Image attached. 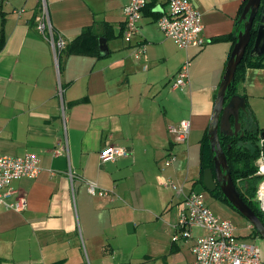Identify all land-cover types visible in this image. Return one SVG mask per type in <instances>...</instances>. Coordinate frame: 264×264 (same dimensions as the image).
Instances as JSON below:
<instances>
[{"label": "crops", "instance_id": "crops-1", "mask_svg": "<svg viewBox=\"0 0 264 264\" xmlns=\"http://www.w3.org/2000/svg\"><path fill=\"white\" fill-rule=\"evenodd\" d=\"M42 1L64 47L92 27L105 38L107 54L54 51L36 30ZM128 2L0 1V154L31 153L40 166L36 177L10 184L15 194L7 201L23 197L26 208L0 206V264H184L193 258L191 246L203 232L192 228L191 239L172 240L181 199L162 181L205 192L197 182L200 141L243 29V0H189L201 14L204 45L187 50L159 31L145 9L153 3L151 12H161L166 5L149 1L132 39L146 45L139 60L121 37ZM185 59L189 83L173 88ZM241 74L235 92L245 98L243 121L264 130V57ZM181 120H189L190 132L186 143L176 144L167 126ZM109 143L126 155L102 163L99 152ZM170 155L174 160L165 166ZM87 181L106 195H89ZM246 230L235 236L255 243L264 264V239L248 221Z\"/></svg>", "mask_w": 264, "mask_h": 264}, {"label": "built area", "instance_id": "built-area-1", "mask_svg": "<svg viewBox=\"0 0 264 264\" xmlns=\"http://www.w3.org/2000/svg\"><path fill=\"white\" fill-rule=\"evenodd\" d=\"M149 1L153 0H129L123 7L124 22L121 37L130 45V54L135 60H139L146 53V45L142 42L132 43V39L139 30V20ZM154 1H162L167 7L165 11L159 12L160 16L155 21L156 27L178 49L187 50L204 45L201 14L194 9L189 0ZM41 7L36 30L49 41L54 51H60L64 48L65 42L60 37H54L55 31L48 21L43 1ZM189 65V59H185L180 65L174 77L173 88H182L189 83ZM189 132V120H181L177 124L167 126V133L176 144L186 143ZM258 144L255 175L260 178V181L254 198L259 209L264 213V139H259ZM62 149L59 147L53 152L59 154ZM126 152L125 148L109 143L99 152V159L102 163L114 161L118 157L125 156ZM173 160L174 157L170 155L165 158L164 165H170ZM39 171V160L31 153L20 157L0 154V206L6 210L25 209L26 200L23 197H17L13 202L7 201L8 197L15 194L10 184L21 177L34 178ZM68 176L72 181L73 172L68 171ZM162 184L170 187L181 199V210L175 224L177 232L172 240L191 239L192 228L203 232L194 239L191 246L193 258L184 264H263L259 247L253 242L238 240L235 236V225L230 220L215 215L206 205L203 194L185 190L183 184H176L168 179H164ZM86 188L91 196L106 195L94 182L87 181Z\"/></svg>", "mask_w": 264, "mask_h": 264}, {"label": "water", "instance_id": "water-1", "mask_svg": "<svg viewBox=\"0 0 264 264\" xmlns=\"http://www.w3.org/2000/svg\"><path fill=\"white\" fill-rule=\"evenodd\" d=\"M262 4L259 24L253 39L249 55L259 57L264 54V0H247L240 14L239 21L243 22L242 31L237 34V41L233 47L231 57L225 67V71L218 87L214 108L207 128V134L213 152V168H206L202 175V184L206 191L214 192L218 186L222 195L230 205L250 223L259 236L264 239V226L253 210L242 200L228 170L225 154L219 143V135L235 136L241 130L240 113L246 112L245 98L240 95H232L225 103L226 89L234 80L238 64L243 59L245 50L251 38V30L254 18ZM98 51L100 55L108 52L104 37L98 38ZM264 139V131L260 135Z\"/></svg>", "mask_w": 264, "mask_h": 264}, {"label": "trees", "instance_id": "trees-1", "mask_svg": "<svg viewBox=\"0 0 264 264\" xmlns=\"http://www.w3.org/2000/svg\"><path fill=\"white\" fill-rule=\"evenodd\" d=\"M247 0H243L241 12ZM152 2H155L154 0ZM263 2V0H262ZM2 3V2H1ZM153 4V3H152ZM152 4H146L145 8L148 14H151L153 19H156L160 16L159 12H151L150 7ZM145 6V7H146ZM262 4L259 7L256 16L254 18L253 27L251 30V38L249 44L245 50L243 59L238 64L234 80L230 86L226 89L225 92V103L229 100L232 95L236 94V81L241 79V71L244 68V65L250 66H259L260 61L263 59L264 55L259 57H251L249 55L250 49L253 44V39L256 33L257 26L259 24V17L261 12ZM143 9V10H145ZM98 35L92 27L84 29L78 37H76L68 46L64 47L62 50L67 54H89V55H98ZM229 36L219 37L215 40H224L228 39ZM235 40L236 38L233 37ZM1 47V42H0ZM231 57V54H230ZM229 57V59H230ZM246 113V112H245ZM245 113H240V122L241 130L235 136H223L219 135V143L222 151L225 154V158L228 165V170L230 171L231 179L241 196L242 200L253 210L258 219L261 221L264 226V213L259 209L257 202L254 201L255 191L257 185L260 181V178L255 175L256 167L254 161L258 156L259 145L258 141L260 135L264 130L258 129L252 122L246 124L243 121L242 115ZM264 147V145H263ZM213 152L211 151L210 142L207 132L204 134L200 141V178L197 182L202 186V189L214 197L216 200L228 205L234 211H236L226 198L222 195L219 188H216L214 192H208L205 190L202 184V175L203 171L206 168H213ZM237 212V211H236ZM253 235L258 236V233L252 227Z\"/></svg>", "mask_w": 264, "mask_h": 264}, {"label": "rangeland", "instance_id": "rangeland-1", "mask_svg": "<svg viewBox=\"0 0 264 264\" xmlns=\"http://www.w3.org/2000/svg\"><path fill=\"white\" fill-rule=\"evenodd\" d=\"M117 41H120L119 39ZM259 145V144H258ZM255 165V161H254ZM200 191V189H198ZM206 204L210 208V210L217 215L218 217L222 219L231 220L235 225H237L236 234L238 238H242L248 234V231L246 230V220L237 214L234 210H232L228 205L217 201L214 197L209 195L206 192H203Z\"/></svg>", "mask_w": 264, "mask_h": 264}, {"label": "flooded vegetation", "instance_id": "flooded-vegetation-1", "mask_svg": "<svg viewBox=\"0 0 264 264\" xmlns=\"http://www.w3.org/2000/svg\"><path fill=\"white\" fill-rule=\"evenodd\" d=\"M237 135V134H236ZM217 188H218V186H217Z\"/></svg>", "mask_w": 264, "mask_h": 264}]
</instances>
